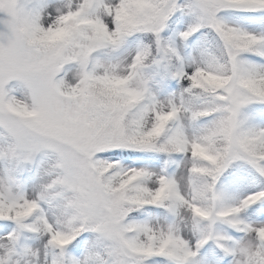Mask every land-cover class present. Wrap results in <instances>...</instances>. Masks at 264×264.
<instances>
[{
	"label": "snow or ice",
	"instance_id": "snow-or-ice-1",
	"mask_svg": "<svg viewBox=\"0 0 264 264\" xmlns=\"http://www.w3.org/2000/svg\"><path fill=\"white\" fill-rule=\"evenodd\" d=\"M0 264H264V0H0Z\"/></svg>",
	"mask_w": 264,
	"mask_h": 264
}]
</instances>
